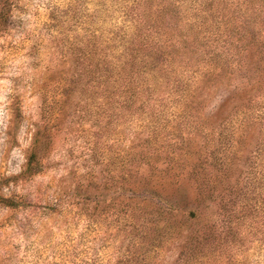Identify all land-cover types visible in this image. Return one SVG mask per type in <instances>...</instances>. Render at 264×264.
<instances>
[{
  "label": "rangeland",
  "instance_id": "374dc122",
  "mask_svg": "<svg viewBox=\"0 0 264 264\" xmlns=\"http://www.w3.org/2000/svg\"><path fill=\"white\" fill-rule=\"evenodd\" d=\"M0 264H264V0H0Z\"/></svg>",
  "mask_w": 264,
  "mask_h": 264
},
{
  "label": "trees",
  "instance_id": "16d2710c",
  "mask_svg": "<svg viewBox=\"0 0 264 264\" xmlns=\"http://www.w3.org/2000/svg\"><path fill=\"white\" fill-rule=\"evenodd\" d=\"M36 144L34 143L31 147V152H30V156L28 157V165H29V162H31V159L33 158V156L35 155L36 153Z\"/></svg>",
  "mask_w": 264,
  "mask_h": 264
}]
</instances>
